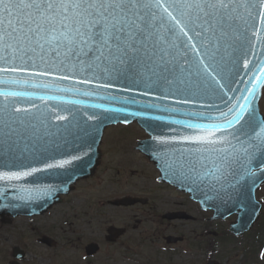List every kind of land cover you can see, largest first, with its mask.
Segmentation results:
<instances>
[{"label": "snow or ice", "instance_id": "snow-or-ice-1", "mask_svg": "<svg viewBox=\"0 0 264 264\" xmlns=\"http://www.w3.org/2000/svg\"><path fill=\"white\" fill-rule=\"evenodd\" d=\"M254 38L264 40V0H0V85H5L0 87V114L7 117L0 182L15 189L19 200L39 198L49 195L51 186L19 182L81 159L76 154L55 158L71 144L70 126L88 135L79 127L76 111L65 107L80 101L50 93L92 97L115 88L132 93L140 87L143 96L158 102L148 100L144 111L132 114H168L150 116L166 125L164 134L151 140L164 150L169 172L189 181L193 191L219 193L264 174V120H257L252 109L256 86L241 90L248 95L229 97L228 91L235 89L224 71L229 64L228 73L238 70L237 54L246 55L245 45ZM259 79L264 82V76ZM107 98L140 103L131 96ZM204 98L219 104H202L201 110L168 103L194 105ZM33 100L45 106L46 113L32 116L45 131L37 135L40 129L29 124L26 130L32 131L25 138L11 124L24 125L20 114L39 112ZM48 101L59 103L52 106ZM90 107L105 113L124 111L103 104ZM83 115L89 121L99 119ZM13 134L18 139L9 144ZM76 138L90 150V144ZM22 139L26 142L21 147Z\"/></svg>", "mask_w": 264, "mask_h": 264}, {"label": "rangeland", "instance_id": "rangeland-1", "mask_svg": "<svg viewBox=\"0 0 264 264\" xmlns=\"http://www.w3.org/2000/svg\"><path fill=\"white\" fill-rule=\"evenodd\" d=\"M261 109L262 112H264V94L261 100ZM145 137L146 136L144 133L136 125L127 127H109L106 130V137L104 139V143L101 146L103 151V159L101 165L99 166L98 173L89 181L81 182L78 185V189L75 191L73 197H71L68 201H76L77 204L79 202V205H85L86 207L92 205L93 208L90 209V211L96 210L97 214L102 213L106 215L105 217H110V208L107 205H103L104 203L98 204V201L107 199L108 197L114 194L117 195L119 193L124 195L127 193H132L150 198L151 202L147 207L154 205L155 207H160V210H164L167 207L176 208L177 206L179 208H185L186 205H189L190 216H192L194 220L177 222L176 232L186 236V241H184L182 246H187L190 241V264H201L205 258V249H200L195 245L200 240L207 241L211 239L213 236L211 231L221 232L222 230L224 231L225 228L227 229L228 227L226 223L230 220H234L235 216L230 217L229 220L225 222L207 221L206 219L211 215V212L208 213L201 211L197 203L193 202L192 200L188 202L184 200L178 192L176 193L170 188H167L165 185H159L156 183L154 180L156 172L152 167L147 166V163L144 161L143 157L138 155L133 150V146L135 145L133 140L136 138L143 139ZM257 198L263 200L264 202V185L257 193ZM163 200H169L172 202H163ZM69 202L64 204L59 211H56L54 215H51L49 218L37 219L38 223L35 225L39 228V230H46L45 228H47V226L54 227V231L51 233L53 236H56L60 245H65L64 249L67 250L66 253H62V251L60 252L64 255L62 258L61 254L59 253V258H52V261H50L48 254L50 255L51 252L46 251V248L37 242L36 234L31 232V226L29 225L28 220L20 219L18 222H14L11 225L0 224V264H4L6 258L10 259V254L8 253H11V249L15 244H19L21 247L26 248L28 253L33 255L32 257L27 256L29 261L28 263L31 264H61L58 260L63 258L66 260L65 264H71L70 261L73 260V256L76 258V264H88L87 261L80 259L81 255L83 254L82 252H75L80 249H71V243L68 242V239H72L73 237L71 229L77 228L66 226V224H64V216H66V211L76 207L77 205L76 204L74 207H72V204L70 205ZM173 203H176L177 206L173 205ZM263 212L264 204L262 207L260 220L254 229L258 228L264 230ZM128 213L131 214L132 212L130 210L120 211L115 209L114 222L117 225H122V222L125 221V218L129 217L127 216ZM78 217L82 218L80 215ZM149 219H151L150 216ZM74 223L80 225L78 228L81 236L90 237L83 238L81 241H79L78 245L80 247H82L84 242L87 240L94 239V241H100L102 239L104 233L103 225L101 229L93 232V236L90 235V230L85 224V220L82 221V219H75ZM143 227H154V225L148 221ZM254 229L252 231H254ZM207 230L209 232H207ZM131 232L134 233L133 230ZM141 232L143 233V231ZM260 235L261 239L258 241L256 240L259 245L262 244L260 241L264 240L263 234ZM216 236H218V234H216ZM248 240L249 234L246 233L245 236L241 238L240 242H222L214 249L215 252L221 251V253L215 255L213 259L218 261L220 264H258V262H256V253L254 260L252 258H249L248 261L245 260L247 254L244 253L240 245L242 244L243 246L244 243H248ZM258 244L256 243L257 247L259 246ZM72 245V247H74L76 244L72 243ZM131 246L133 248L140 246L138 239L131 240ZM75 247L77 248V246ZM104 247L105 248L102 253L96 257L97 260H100L107 253L113 250L109 245H104ZM121 249L122 246H115L114 251L116 253V261L113 264H128L125 262H120L121 256L124 252ZM134 253L135 252L133 251V254ZM131 255L132 253L130 252L129 256ZM137 256L145 257V255L138 254ZM184 258L185 257H183V259ZM176 260L179 262L181 261V259L178 257H175V261Z\"/></svg>", "mask_w": 264, "mask_h": 264}, {"label": "water", "instance_id": "water-1", "mask_svg": "<svg viewBox=\"0 0 264 264\" xmlns=\"http://www.w3.org/2000/svg\"><path fill=\"white\" fill-rule=\"evenodd\" d=\"M245 49L247 50V54L245 55L243 51L241 53H238V70L233 69L231 73H228V68H232V65L229 64L227 68H225V74L228 75V79L232 81L230 88L235 89V91H228V96L235 98L236 96L241 95H248V91H241L246 89H252L253 85L255 84L254 93L252 96V109L254 110V116L257 120H264V117L260 113L259 108V99L261 97V90L264 85V82H261L259 77L264 76V72L261 71V68H264V40L260 39H253L252 44H246ZM245 61L248 62V67L245 68ZM223 82V81H222ZM5 85H0V87H4ZM126 86V85H123ZM12 87L15 90H20L19 88H16L15 86H8ZM122 87V85H121ZM29 91H34L32 89H28ZM143 87L138 88L137 90L133 91L132 93L124 92L126 96H131L134 99L140 100L141 104H135L134 107H137V110H143L144 109V103L148 100L155 101V97H145L142 95ZM38 91V90H35ZM120 91L119 88L111 89L109 90V93L101 92L99 95L92 96V97H86V96H73L71 94H63V93H50L55 95H64L66 99L71 100H77L80 101V103L75 105H66L65 107L69 109H73L76 111L77 115V121L79 123L80 128H85V123L88 122L86 116L83 115V113L87 112L88 115H99L103 110L102 109H93L90 107L92 104H103L107 107L111 108H118L122 109L120 106H116V104L120 103L116 100H109L107 98V95H114L115 92ZM180 98H185L178 96L176 97L177 100ZM226 99L228 97H225ZM210 103H216L219 104V101H214L211 99L204 98L202 100H198L194 105H178L175 104L173 100H169L168 103L172 104L175 107H181L187 109L193 108V109H201L202 104H207L206 102ZM51 101H48V104H50ZM59 103L58 101H54ZM0 103H3V98H0ZM22 106H27L26 104H23V101H20ZM123 104V103H121ZM37 105L39 106V112L36 109L32 110V113L29 114H20V118L24 119L25 124H17L12 123L11 128L16 130L17 134L22 135L23 137L27 138L30 133L31 129L26 127L29 124H36L37 128L40 129V131L37 133V135H43L45 129L43 126L39 124V122L32 118L33 115L39 116L40 112H45L46 109L44 104H42L39 100L37 102ZM52 105V104H50ZM223 107V105H220ZM202 110V109H201ZM137 111L129 112V111H122L118 113H114L117 115H110L108 119H120L121 116H127L128 114L136 113ZM156 115H162L166 118L168 117L167 113L163 112H153ZM61 115H66V112H61ZM120 115V116H118ZM133 115V114H132ZM139 125L150 135V139L145 140L143 142H140V149L142 152H144L150 159V161L156 163L160 170L165 173V169H168L167 167H164V162L162 161V154H164V150L160 148L159 146L155 145L151 137L154 135H161L164 134L166 125L164 122H151L153 121L149 117H143V116H137L133 115ZM49 120L51 121V115H49ZM141 118V119H139ZM180 118V117H175ZM7 119L4 115L0 114V156L4 155V149L5 145L3 143L4 141V135L3 133L7 131L3 127V122ZM71 119V118H70ZM83 119H85L83 121ZM77 121H73V125L77 123ZM94 125L102 122V121H96L91 120ZM52 123H55L57 125L64 124L66 122L63 121H52ZM109 122H103L102 125L95 131L98 132V135L96 139L93 141L94 147L91 146L90 150L86 147L83 149V145L80 142V139H77L76 137H80L81 132L79 131V128L70 126L71 130L73 132V136H68V140L71 141L70 145H65L62 147L60 153L55 154L56 159H62V158H70L71 155L76 154L79 155L81 152L83 153L85 150L92 151L91 153L93 155H97V148L98 145L101 142V137L104 128L107 126ZM51 132L55 133L56 128L52 127L50 129ZM63 131V129H61ZM13 134L11 139L9 140V144H12L13 141H16L18 139V135ZM26 142L25 139H22L20 141V146L22 147L23 144ZM30 142V141H28ZM15 147V145H13ZM90 153V154H91ZM81 157V166L79 167L78 174L76 175L75 172L73 173H67V169L72 168H64L59 169V174L63 175V182L59 181V183H63L64 185H61L57 188L53 184L54 179L51 177L50 173L52 172H46V173H40L33 177H27L23 181L19 182H25L28 187H35V186H51L53 191L49 195H46L47 197L42 198L38 203H33L32 199H26V200H19L14 199V202L10 200V197L12 195L11 191L5 192L4 194H0V215H5L7 213H13L14 215H20V214H28L33 215L37 214L38 212L46 211L52 204L60 201V195L61 194H68L71 187L70 185L74 183L77 179H79L80 176H88L90 174H93V172L96 169V165L98 161H91L87 157H84V154L79 155ZM75 166V164H74ZM254 167H259V165L254 164ZM61 170V171H60ZM166 177V176H165ZM162 178H160L161 180ZM169 182H174L172 180L167 179ZM264 183V174L257 173L255 177H247L245 180L241 181L240 183L236 184L234 188H227L224 191H220L219 193H214L211 191H207L206 189L201 188V190L193 191V185L188 183L187 181H179L176 182V185H179L178 187L185 189V187L190 186V189H186L187 191H190L193 198L198 200L203 208H213L216 211L217 215H220L221 217L228 216L232 213H237V221L236 223L232 224V231L236 233H243L244 231L250 229L252 225L258 220L259 213H260V207L261 202L255 201V193L260 188L261 184ZM4 184L3 182H0V187H2ZM20 204L17 205L16 203ZM14 203L17 205L15 206ZM126 203V202H125ZM38 208V210H35ZM213 264V263H212Z\"/></svg>", "mask_w": 264, "mask_h": 264}, {"label": "flooded vegetation", "instance_id": "flooded-vegetation-1", "mask_svg": "<svg viewBox=\"0 0 264 264\" xmlns=\"http://www.w3.org/2000/svg\"><path fill=\"white\" fill-rule=\"evenodd\" d=\"M70 197H66L65 198V202L69 199ZM172 202L169 200H163V202ZM108 203V202H107ZM173 205L177 206L176 203H173ZM145 207H147L146 205H135L133 207L130 208H126V210H130L132 213L129 214L128 213V218H127V223L126 225H124V227L127 229L125 234L129 233V227L132 226L134 231L140 230L143 231L138 233L136 238H132L130 240L133 239H139V241H146V239L150 240V238L153 236V240L156 241L158 243V245L160 246H166V247H172L173 245H168L166 243V237L167 236H171L174 235L175 237L179 236V233L176 232V222L174 220H169L168 217H171L173 215V213L176 212H184L186 214H188L187 212H190L184 208H178V206L176 208H172V207H167L164 210H160V207H155L154 205H151L150 207H147L148 210H145ZM155 207V209H154ZM133 209V210H132ZM144 209V210H141ZM81 215H84L86 217H89V212L88 210L85 211H81ZM151 217L150 219V223L154 225V227H143L147 222H148V217ZM92 220L94 218H91ZM91 220V222H92ZM103 221V226L104 229L106 231V228L110 225H113V220L110 221L108 218L106 219H102ZM90 223V222H89ZM139 237V238H138ZM182 240L186 241L185 237L181 236ZM99 241V240H98ZM97 243L100 246L99 252H102L104 250V244H110L109 246L114 250L115 248V244L116 243H107L104 241V236L103 238ZM126 244L128 246V248H130V245L128 243H124V241L120 240L117 245H124ZM114 251H111L109 253H107L103 258H101L100 260H96L94 259L92 261L91 264H108V261L110 262V258L112 256ZM98 253L96 254V256L98 255ZM160 258H162L163 260V264H175L174 260L172 258L173 253L172 252H161L160 253ZM187 257H188V261L186 264H190V243H188V253H187ZM128 256H124L123 259L127 260ZM113 260V259H112Z\"/></svg>", "mask_w": 264, "mask_h": 264}]
</instances>
